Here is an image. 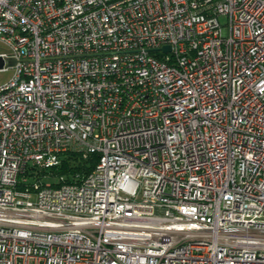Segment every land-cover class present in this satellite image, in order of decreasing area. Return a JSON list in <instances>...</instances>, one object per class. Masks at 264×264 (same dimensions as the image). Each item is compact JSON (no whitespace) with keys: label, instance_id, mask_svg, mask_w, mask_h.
I'll return each instance as SVG.
<instances>
[{"label":"built area","instance_id":"2783aa9c","mask_svg":"<svg viewBox=\"0 0 264 264\" xmlns=\"http://www.w3.org/2000/svg\"><path fill=\"white\" fill-rule=\"evenodd\" d=\"M1 62L0 264H264V0H0Z\"/></svg>","mask_w":264,"mask_h":264},{"label":"trees","instance_id":"16d2710c","mask_svg":"<svg viewBox=\"0 0 264 264\" xmlns=\"http://www.w3.org/2000/svg\"><path fill=\"white\" fill-rule=\"evenodd\" d=\"M97 156L91 155L84 158L80 153L67 152L62 155L56 156L54 161L46 163L44 168L39 170L37 180L43 178L44 174L51 176L62 177V183L74 184L78 183L84 176L89 174L97 163ZM33 173L27 174V177L33 176ZM56 183L53 185H60Z\"/></svg>","mask_w":264,"mask_h":264},{"label":"rangeland","instance_id":"374dc122","mask_svg":"<svg viewBox=\"0 0 264 264\" xmlns=\"http://www.w3.org/2000/svg\"><path fill=\"white\" fill-rule=\"evenodd\" d=\"M12 77V72L7 73H0V83L4 84ZM43 180L46 184H56L60 183V177L58 176H51L50 174H44Z\"/></svg>","mask_w":264,"mask_h":264},{"label":"water","instance_id":"95a60500","mask_svg":"<svg viewBox=\"0 0 264 264\" xmlns=\"http://www.w3.org/2000/svg\"><path fill=\"white\" fill-rule=\"evenodd\" d=\"M161 50H163L164 52H169L170 51V47H163ZM11 64H14V61L11 60ZM2 66V62L0 63V67Z\"/></svg>","mask_w":264,"mask_h":264}]
</instances>
